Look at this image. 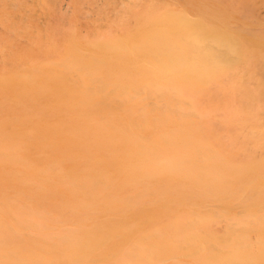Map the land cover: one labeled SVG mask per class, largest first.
<instances>
[{
  "label": "bare ground",
  "instance_id": "bare-ground-1",
  "mask_svg": "<svg viewBox=\"0 0 264 264\" xmlns=\"http://www.w3.org/2000/svg\"><path fill=\"white\" fill-rule=\"evenodd\" d=\"M0 2L70 17L45 60L0 47V264H264V33L218 1Z\"/></svg>",
  "mask_w": 264,
  "mask_h": 264
},
{
  "label": "rangeland",
  "instance_id": "rangeland-1",
  "mask_svg": "<svg viewBox=\"0 0 264 264\" xmlns=\"http://www.w3.org/2000/svg\"><path fill=\"white\" fill-rule=\"evenodd\" d=\"M171 1L173 4H180V2H182V0ZM208 1H218L222 4H229V6L235 9L234 14L240 20H244L248 23L246 29L248 32H250V35L256 33H264V0H247L245 4L237 0ZM25 5V8H27V10H32L33 4H31L29 0H27ZM5 8V10H0V47L2 45L6 46L8 48L7 50H10L11 47L12 49L14 47L15 49L24 48L28 51L29 57L36 60H38V58H40V60H45L46 56L41 52H37L38 50H34L33 47L35 45L41 47L47 46L48 43L51 42L53 39L51 35L57 37L60 34L52 31V28H67L66 26L68 25L70 18L69 16H66L67 14L64 13H49V11L29 13L20 10V8H15L11 6ZM2 11H5V13H2ZM78 14L80 13H76V18L74 19L76 23L75 30L77 36L82 38L85 37V35L91 34V31L93 29L92 26H90L89 24L91 22L98 23L99 21H95L93 19L102 13H91L95 16L93 19H89L85 16H80ZM81 14L85 15V13ZM104 14L109 18H113L115 15V13ZM121 15H123V13H121ZM82 17L84 18L82 19ZM106 29V27L97 28V30L94 29L93 32L99 33ZM262 60L264 62V57H262ZM1 61L2 57L0 56V68ZM261 77L264 79V72L262 73Z\"/></svg>",
  "mask_w": 264,
  "mask_h": 264
}]
</instances>
